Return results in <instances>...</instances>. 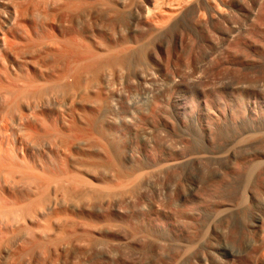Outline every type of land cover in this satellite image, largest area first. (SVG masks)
Listing matches in <instances>:
<instances>
[{
	"label": "rangeland",
	"instance_id": "obj_1",
	"mask_svg": "<svg viewBox=\"0 0 264 264\" xmlns=\"http://www.w3.org/2000/svg\"><path fill=\"white\" fill-rule=\"evenodd\" d=\"M133 1L89 0L90 5L87 9L80 10L75 14L62 13L56 15L53 23H44V31L48 32L37 37L36 44H29L20 52L9 53L6 65L10 75L22 74L24 77L30 75L36 77L44 92L43 94L39 92L21 97L17 103L13 98L0 97V142L3 143L2 145L0 143V148L2 146L0 149V264H159L165 260L170 261L171 258H173L172 260L180 259V261L196 260L203 255H207L208 261L212 264H219L221 260H226V258L229 264H247L248 257L257 253L255 248L252 250L244 248L247 247L248 240H253V237L256 238L248 230L252 215L258 212L257 208H254L255 206L247 209L248 212L245 211L244 216H240V220L234 224L237 228L233 225L232 229L228 231L223 225H218L215 229L212 228L203 218L181 219L176 216V222L172 226L169 222L171 211L174 208L168 205L164 193H153L151 186L146 184H136L134 190L133 188L130 190L132 184L126 183L124 180H153L155 186L157 184L160 186L172 185V183L185 185L192 181L197 183L199 180H228L220 183V185H215L213 182L214 184H211L214 187L210 184L211 188H209L210 190L213 189V193H219L220 196H223L222 198H227V195L230 194L231 196L235 190H240L245 195L244 189L251 185L259 199L264 202V19L259 23L260 26H263H259L262 29L259 28L258 32L255 31L256 33L250 37L251 43L245 44L246 46L243 45L245 47L242 44L233 45L227 41L223 43L224 40L220 33H217L219 30L215 29L216 32L212 28L197 29L188 23L189 18L160 37L152 39L153 36L144 33L137 38L138 43H134L132 40L133 29L140 24H136L135 20L128 15V8ZM170 1L173 0H166V4L164 2V6H168H165L167 9L176 2V0ZM194 1L196 0H183L181 3L188 5ZM211 1H213L212 4L216 3V6L222 4L221 0ZM164 6L163 8H165ZM238 16L235 18L240 21L239 19L242 17ZM51 34L59 37H72L76 45L82 43L81 45L90 47L96 53L103 55L112 52L113 49H115L113 52L119 50L118 57L124 53L122 51L134 53L141 50V52L137 53V57L134 59L135 64L133 63L132 66L120 65V67L110 71L108 73L110 75H104L98 68L93 67L82 71L80 76L75 73L73 76L67 75L65 78H61L65 62L57 56L64 51L60 52ZM166 34L167 36H165ZM151 39L156 42H150ZM179 39L182 40L181 44H179ZM192 42L193 44H191ZM159 47L161 50L158 49ZM123 48L124 50H122ZM166 48L167 51L169 49L170 51L165 56L162 53ZM149 50L157 54L150 61L146 57L143 59L145 52ZM178 52L181 53L178 54ZM220 53L221 55L224 53V55L221 56ZM224 58H226V62ZM79 59V56H75L72 62L79 64ZM201 60L205 63L203 64ZM161 61L163 62L161 63ZM212 64H214L213 67H211ZM153 74L157 78L160 77L157 82L161 84L155 86L158 91L157 96L154 97L155 100H158L156 101L157 107H155L156 118L154 120L145 118L128 130L120 132L118 127L121 118L129 115L131 101H135L139 109L148 107L147 96L142 93L137 81L142 76L152 77ZM175 80L179 81L178 89L174 84H171ZM164 81L168 83L166 84ZM183 82L187 84L185 85ZM249 84H252L251 87ZM53 85H57V87ZM5 106L9 110H6L3 115L8 113L3 116L2 111L5 110ZM80 114L84 115L85 120L79 122L78 127L83 128L84 133H76V138L68 139V141L57 138L54 142L50 135L49 138L45 134L27 139L21 132L15 134L12 132V130H17V126L12 123V118L20 115H24L27 119L23 120L22 124L31 125L34 118L45 116L47 119H57L59 126L63 128L69 124L72 116ZM208 115L213 116L216 120L215 125L213 123L210 129L205 130L202 127V119ZM86 120L88 121L86 122ZM45 130H43L44 133L47 131ZM240 132H248L244 134L252 136L251 138L254 137V140H259L256 147L258 150L261 148L262 151L255 148L256 150L252 152L254 156H247V158L245 155H243L244 158L239 156L237 163H233L234 165L232 163L226 165L222 159L213 157L217 155V145L223 137H230L232 134ZM261 134L262 136H260ZM259 137L262 138L259 139ZM19 138L24 140L22 139L23 141L15 146V141ZM7 140L9 141L7 142ZM22 144L24 145L22 152L26 154L28 163H35L38 166L40 162H44L46 167L55 166L57 168L60 165L59 168L63 169L66 168L65 161L68 160L88 169L87 172L84 170L85 172L80 176L91 184L89 187L95 185L92 187L94 191L97 190V193L104 192V195L111 196V192L115 191L113 194H122L129 198L130 204L128 206L130 208L121 206L120 209L119 207L120 210H123V207L126 209V211L124 209V213L113 210L108 215L105 212L106 216H109H107L109 222L106 221L108 226L120 224L127 228L125 229L127 230L126 238H112L111 231L97 227L91 229L89 241L74 242L73 245L65 246L67 248H64L66 244L63 245L62 242L56 246L50 244L49 249L48 247H45L47 249L38 247L34 249V254L31 253L32 225L39 223L40 220L43 221L40 223L44 225V219L47 216L44 214H48V212H45V207H42L44 204L38 205L43 195L41 193L39 196V193L34 190L36 187L32 183L34 180L28 182L21 179L24 174L14 168V166L20 165ZM178 149L181 150L182 156L191 157L192 161L157 173H151L152 177L149 174L146 176L147 171H149L147 169L133 172L129 167L143 162L163 163L170 150L175 152ZM202 151L207 152L210 155L209 158L202 161L195 159L194 156ZM16 155L20 158H17ZM256 155H260V157L256 158ZM192 158L195 159V163ZM56 161L58 164L55 163ZM217 171L223 175L219 173V177ZM188 180L191 181L187 182ZM256 184L259 186L257 187ZM21 185L22 187L17 189ZM183 185L181 187H184ZM102 188H106V191ZM21 194L26 198V201L20 203L17 198ZM140 194L144 195L145 204L139 200ZM209 197L207 203L211 202L209 201L211 197ZM11 200L13 201L11 202ZM134 202H136V206ZM144 206L145 208L148 206L151 220H144L143 229L136 230L137 228H133L131 223H134V215L140 213ZM196 209V206H192L191 211L194 212ZM40 210H44V214L40 213ZM33 211L39 212L37 214L40 219L35 212L38 219L34 217ZM40 214L45 217L41 218ZM261 215L264 217V209ZM49 216L50 214H48V218H50ZM107 217L106 220H108ZM32 219H35L34 224ZM46 220L48 221V219ZM54 220L51 219V222L55 223ZM63 222L64 220L61 223ZM89 224L94 226L96 223L92 221ZM101 225L96 224L95 227ZM247 234L248 236H246ZM255 240L257 239L253 241ZM263 248L261 253L264 256ZM239 250L244 253L241 255L242 259L228 257L230 252H239ZM260 264H264V262Z\"/></svg>",
	"mask_w": 264,
	"mask_h": 264
},
{
	"label": "bare ground",
	"instance_id": "obj_2",
	"mask_svg": "<svg viewBox=\"0 0 264 264\" xmlns=\"http://www.w3.org/2000/svg\"><path fill=\"white\" fill-rule=\"evenodd\" d=\"M165 1L164 0H134L132 2L130 7L128 8V15L133 20H135L136 24H138V23L140 24V26H135L133 29L134 34L132 35V40L134 41V43H138L137 38L139 37V35H142L144 33L150 34L151 36H153L152 39H155L154 37H160V36L164 35L170 29H173L177 25H181L182 23H184L188 18H189L188 23L197 27V29L200 28L202 30L203 29L206 30V29L212 28L214 30L215 29L219 30L218 32L216 30L215 31L217 33H220L221 38L224 40L223 43H225V41H227L229 43L231 42V44L233 43V45L234 44H238V45L242 44V46L245 44L247 45L250 42V39H251L250 37L254 33H256L255 31L260 30V29H262L260 27H263V26H260L259 23L261 20L264 19V0H221L222 4H218L217 6H216V3H214L215 5L212 4L213 1H211V0H196V1H194V3L190 2L191 4H188V5L182 4L181 2L183 0H176V2L173 4V6L171 8L169 7V9H167V7H168L167 5H165L167 7L164 6ZM173 1H175V0H173ZM173 1H170V2H173ZM184 2H187V1H184ZM165 4H166V2H165ZM89 5H90L89 0H0V97L1 98H4V97L6 99L7 98H13L17 103L21 97L33 95V94L39 93V92L41 94H43L44 89L41 88V85L39 84V81L36 79V77H33L31 75L29 77H24L22 74L17 75V76H11L10 75V73L8 72L7 65H6V61H7L9 53L20 52V51H23V49H25L29 44H36L37 43L36 38L39 37L41 34L48 32V31H44V25L43 24L47 23V22L49 24L53 23L55 17H57L56 15H60L62 13L75 14L76 12H78L80 10L87 9ZM170 5H171V3H170ZM163 6L165 8H163ZM200 13L202 14V16H200L201 15ZM238 15L240 17H242V19H239L240 21H238V19L235 18ZM183 26H184V24H183ZM190 29H193V28H190ZM177 30H179V29H177ZM172 32H173V30H172ZM176 32H175V34H176ZM210 32H211V30H210ZM170 34H171V32H170ZM184 34H183V36H184ZM51 35H52L53 40L57 44L58 48L60 49V52L64 51V52H61L57 56L60 59L64 60V62H65L64 69H63V72L61 74V76H62L61 78H65L67 75L73 76L75 73L78 76H80L82 71L91 69L93 67L98 68L104 75H110L108 73H110V71H112L113 69L120 67V65L132 66V64L134 63L135 57H137V53L139 54L141 52V50L139 52H134V53H132L131 51H127V52L122 51L124 53H121L122 54V55L120 54L121 57H118L119 54L117 55V53L119 52V50L113 52V50H115V49H113V50L111 49L112 52L103 55V54L96 53L90 47L81 45L82 43H80V45H76L74 43V41L72 40V37H59L55 34L54 35L51 34ZM165 36H167V34ZM217 36L219 38V35H217ZM148 37H149V35H148ZM175 39H177V38H175ZM181 39H179V44H181V42H182ZM222 39H220V41H222ZM151 40H150V42L155 41V40H152V41ZM166 42H168V41H166ZM183 43H184V41H183ZM191 44H193V42ZM199 45H200V43H199ZM167 46H168V44H167ZM186 46H188V45H186ZM212 46H213V44H212ZM245 46H243V47H245ZM263 47H264V45H263ZM111 48H113V47H111ZM151 48H153V47H151ZM249 48H251V47H249ZM158 49H160V47ZM231 49H234V48H231ZM122 50H124V48ZM203 50H204V48H203ZM223 50H225V49H223ZM168 51H170V49ZM168 51L166 48L162 54H164L166 56V55H168ZM160 52H162V51H160ZM207 52H204V53H207ZM225 52H226V50H225ZM179 53H181V52H178V54ZM235 53H236V51H235ZM199 54H200V52H199ZM156 55L157 54L156 53L154 54V52L152 50H149V51L145 52V56L143 57V59L146 57V59H148L150 61V60H153ZM220 55H221V53H220ZM223 55H224V53H223ZM223 55H221V56H223ZM241 55H243V54H241ZM75 56H79V58H80L79 64L74 63V61L72 62V59H74ZM176 56H177V53H176ZM239 57H240V55H239ZM166 58H168V57H166ZM208 59H210V58H208ZM225 59L226 58H224V60ZM219 60H220V58H219ZM162 62L163 61H161V63ZM212 62L214 63V61H212ZM225 62H226V60H225ZM204 63L205 62H203V64ZM213 65L214 64H212L211 67H213ZM216 65H218V64H216ZM158 78L160 79V77H158ZM158 78L155 74H153L152 77L142 76L137 81V85L140 87V90H142V93L147 96L146 100H147L148 107L144 108V109H139L136 106V102L131 101L129 104V106H130L129 115L127 117L121 118V122H120L119 127H118V130L120 132H124V131L128 130L131 126H134V124L140 123L141 121L145 120V118L149 119V120H154L156 118L155 107H157L156 105L158 103L156 101H158V100H155L154 97L157 96V92H158L157 89L155 88V86H157V84H158V82H157ZM187 79H188V77H187ZM257 80H259V79H257ZM164 82L166 83V81H164ZM160 83H162V80H160ZM178 83H179V81L175 80L171 84L172 85L174 84L176 89H178L177 88V86L179 85ZM188 83H189V81H188ZM158 85L160 86L161 84H158ZM192 85L193 84L191 83V86ZM251 85H250V87H251ZM53 86L57 87V85H53ZM261 86H259V87L261 88ZM237 87H241V86H237ZM259 87H258V91H259ZM171 88H173V87H171ZM263 89H264V86H263ZM6 107L7 106H5V110L2 111V115L5 113L6 110L7 111L9 110V108L7 107V109H6ZM193 111H192V113H193ZM5 115H3V116H5ZM261 117H263V116H261ZM1 118H2V116H1ZM6 118H7V116H6ZM4 120H5V118H4ZM23 120H27L24 115H20V116H17L15 118H12V123L15 126H17V130H12V132H13V134H15L17 132H21L26 136L27 139L28 138L33 139L37 135L42 136V134H45V135H48V137L50 135V137H51V139H53V141L54 140L56 141L57 138L61 139V140L68 141V139L76 138V133H84V129L78 127L79 126L78 123L85 120V117L83 114L72 116L69 120V124L63 128H61L59 126V122L57 119H55V120L47 119L45 116H39V118H34L32 120L31 125H28V124L26 125V123H24V122H23L24 124H22ZM215 120L216 119L213 116L208 115L207 117H204V119H202V127L205 130L210 129L213 126V123L215 122ZM87 121L88 120H86V122ZM10 122H11V120H10ZM214 125H215V123H214ZM244 127L246 128V126H244ZM44 129L47 130V131L45 130L46 131L45 133L43 131ZM244 133H248V132L234 133L230 137L229 136L223 137L222 141H220V143H218V145H217V147H218L217 148L218 149L217 155L213 156V157L217 158V159H222L223 163L227 165L228 163L229 164H231V163L236 164L239 156L245 155L246 158H247V156L248 157L254 156V155H252V152L256 150L255 148H257L256 146H258L257 144H258L259 140H256V139L254 140L253 139L254 137L251 138L252 136H250L248 134L245 135ZM253 133H254V131H253ZM260 136H262V134ZM260 138H262V137H259V139ZM22 139L23 138H19V140L15 141V146L17 144L19 145L24 140V139L23 140ZM263 140H264V138H263ZM8 141L9 140H7V142ZM0 143H1V145L3 144L2 141ZM13 144H14V142H13ZM260 144H262V143H260ZM0 149H2V146ZM6 149H5V151H6ZM23 150H24V145L22 144V146H21V153L22 154L21 155L19 154L21 157V159L19 161L20 165L14 166V168L16 170H18L21 174L22 173L24 174L21 177V179L27 180L28 182H29V180L30 181L34 180L33 182L31 181L33 184L36 185V187H34L35 188L34 190H36L39 193V196L41 193L43 195V197L40 199V201H39L40 203H38V205L40 204V206H42L44 204L45 206L43 205L42 207H45V212H48V214H50V216H49L50 218H48V214L47 213L44 214V210L43 211L40 210V213L47 215L46 219H48V221L46 219H44V225L42 224L43 223L42 220H40V222H42V223L39 222L40 224L39 223L34 224L35 219L34 220L32 219L34 225H32L33 241H32V243H30L31 253H33L34 249L35 248L37 249L38 247H41V249L48 247V249H49L50 244H52L53 246L54 245L56 246V244L59 245L62 242L61 244H63V245H64V243L66 244V245H64V248H67L65 246H67V245L69 246L71 244L73 245L74 242L80 243V242H84L86 240L89 241L91 229H93V228L96 229L97 227H98V229L100 227L108 229L109 231H111V237L115 238V239H120V238L122 239L123 237L126 236V231H127V230H125V229H127L126 227H124L120 224H111V226H108V223H106V221L109 222V218H108L109 216L108 215H110V213L113 210H116L118 212L121 211V213H124V209H125L124 207H127L130 204L129 198L123 196L122 194H117V192H116L117 195L113 194V192L115 193V191L111 192L112 193L111 196L106 195V194L104 195L103 194L104 192L99 194V193H97V190L94 191L92 186L95 187V185H92L91 187H89L91 184H89L88 181L86 182V180H84L83 177L80 176L82 173H84L86 170H88L84 166L76 165V164H74L68 160L65 161V164H66L65 167L66 168L62 167L63 169L59 168L60 165L57 166V168L55 166L49 167L48 165H47L48 167H46L44 162H40V164L37 166L35 163H33V164L28 163L26 154L22 152ZM257 150H258V148H257ZM260 150L262 151L261 148H260ZM260 150H258V151H260ZM180 152H181L180 149L175 150V152H172L170 150V152L167 155L168 156L167 159L163 163L156 162V161H153L151 163L150 162L149 163L143 162L139 165L129 166V167L131 168V170L133 172H136V171H139L142 169H147V170H149L146 173V176H147V174L150 175L151 173H154V172L157 173V172H160L164 169L173 168V167H176V166L181 165V164H187L188 162L190 163L192 161L191 157H189L190 159L185 158L184 156L181 155ZM0 153H1V150H0ZM261 155H262V153H261ZM209 156L210 155L207 152L202 151V152H198V155L194 156V158L199 160V161H202V160L208 159ZM258 156L260 157V155H258ZM258 156L256 155L255 157L258 158ZM16 157L20 158V157H18V155H16ZM213 157H211V158H213ZM194 158H192V159H194ZM243 158H244V156H243ZM195 159H194V163H195ZM41 163H43V164H41ZM55 163H57V161ZM43 165H45V166H43ZM4 167H6V166H4ZM217 173L219 175L220 172L217 171ZM217 173H216V175H217ZM149 175H148V177H149ZM220 175H223V174L220 173ZM220 175H219V177H220ZM124 181L126 183L129 182L132 184L130 190L132 188L134 190L136 184H138V185L139 184H142V185L146 184V185L151 186V188L153 189L152 190L153 193H158V192L164 193L166 201L168 202V205H170V206H172V208H174V210L171 211L170 222H169L172 226H174V224L176 222V216H179L181 219L203 218L205 221H207V223L210 224V226L212 228L215 229L218 225H223L228 231L229 229H232V226L240 220L241 215L244 216L245 211L247 209H249L251 207L253 208V206H255L254 208H257L258 212L254 213L252 215V218L250 217L251 218V222H250L251 224H249L250 226H248V227L250 229H248V230L251 231L252 234H254V236L256 237V238L253 237V240L254 239H257V240L253 241L250 239L251 241L250 240H248L249 242L246 241L247 245L246 244H244V245H246L247 247H244V248L245 249L247 248L248 250L249 249L252 250L255 248L256 252H257L255 255L252 253L253 255L251 254L252 256L248 257L247 264H260L261 262H264V256L261 253L262 248L264 247V217H263V215H261V212L264 209V202H263V200L259 199V197L254 192V188H252L251 185H249L247 187V189L246 188L244 189L245 195L243 193H241L240 190H238V191L235 190L234 192L231 191V192H233V194H231V196L229 194V196L227 195V198H222L223 196H220L219 193H216V192L213 193V191H212L213 189L210 190V188H211L210 186L212 185L211 183H213V182L215 183V185H217V184L220 185V183L222 184L225 181L227 182L228 180H199V181L195 180V181H197V183L195 182L196 184L193 183L194 181H192L191 183H186L185 185H183V183H182V185L184 187H181L182 186L181 184H180L181 185L180 186V185L173 184L172 182H170V183H172V185H169V184L163 185L162 184L163 186H160L157 184L155 186L153 184V182H154L153 180H124ZM190 181L188 180L187 182H190ZM15 182H17V181H15ZM114 182H118V181H114ZM156 182H157V180H156ZM156 182H155V184H156ZM180 182H182V181L180 180ZM160 183H162V182H160ZM174 183H175V181H174ZM108 184H110V183L108 182ZM249 184H251V183H249ZM19 185H20V183H19ZM256 185H257V187L259 186L258 184H256ZM117 186H118V184H117ZM120 186H121V184H120ZM212 186L214 187V185H212ZM21 187H22V185L20 187L18 186L17 189L21 188ZM105 187H106V185H105ZM260 187H261V185H260ZM105 189H103V190H105ZM118 189H120V188H118ZM216 189H218V188H216ZM257 189H259V188H257ZM103 190H101V191H103ZM127 190H128V188H127ZM130 190H129V192H131ZM244 190H243V192H244ZM123 191H126V190L123 189ZM25 193H26V191H25ZM105 193H107V192H105ZM120 193H121V191H120ZM23 195H25V194H23ZM242 195H244V196H242ZM126 196H127V194H126ZM128 196H129V194H128ZM130 197H131V195H130ZM208 197L211 199V200L209 199V201H211V202L207 203ZM16 198H14V199L16 200ZM17 200H19L18 202L21 203V202H24V200L26 201V198L24 196H22V194H21L20 196H18ZM139 200L141 202L143 201L142 203H144V201H146L143 194H140ZM12 201L13 200H11V202ZM41 203H42V205H41ZM63 204H65V205H63ZM134 204L136 206V202H134ZM131 205H132V203H131ZM7 206H8V204H7ZM121 206H124L123 210H120ZM192 206L197 207V209L194 212H193V210L191 211ZM202 206H203V209H202ZM42 207H40V208L44 209ZM119 207H120V209H119ZM147 207L146 208H145V206L142 207V211L140 213L134 215V223H131V224H132L133 228H135V229L137 228L136 230L143 229V226H145L144 220L145 221L147 219L151 220V213H150L149 209H147ZM60 208H62V209H60ZM189 208H190V210H189ZM135 209H136V207H135ZM35 211H33V213ZM125 211H126V209H125ZM105 212L108 214L107 215L108 217L106 216ZM246 212H248V211H246ZM35 213L39 214V212H35ZM35 213H34V215H35L34 217L35 218L39 217L38 214H37L38 216L36 217ZM43 214L42 215L40 214L41 218L45 217ZM176 214H178V215H176ZM106 217L108 220H106ZM75 218H76V220H75ZM39 219H40V217H39ZM51 219L52 220L55 219L54 221H56V222H57V220L60 219V221L64 220V222L61 223L62 221L61 222L58 221L57 223L56 222L54 223V222H51ZM74 220L76 222H79V223H76ZM92 221H94L96 224H102V225L95 227V225H96L95 224L94 226H92L89 224V222H92ZM30 222H32V221L30 220ZM43 232L45 233V235ZM233 232L232 233L230 232V233L235 234ZM23 235H25V234H23ZM41 236H43V237H41ZM246 236H248V234ZM251 236H253V235H251ZM251 236H250V238H251ZM19 238H21V237H19ZM247 238L249 239V237H247ZM45 249H47V248H45ZM240 251L241 250H239V252L232 251L229 253L228 257H232V259L239 258V260H240V259H242L241 255L243 253ZM206 256L207 255H205V256L203 255L201 258H198L196 260L190 259L187 261H180V259L172 260L173 258H171V260L169 259L170 261L165 260V262H163V263H165V264H212L211 262L208 261V258ZM163 263L159 262V264H163ZM219 264H229V262L226 258V260L225 259L221 260Z\"/></svg>",
	"mask_w": 264,
	"mask_h": 264
}]
</instances>
